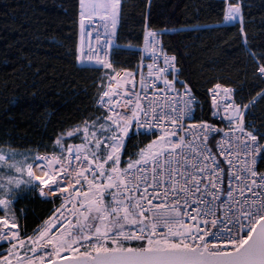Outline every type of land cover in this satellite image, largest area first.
Here are the masks:
<instances>
[{
    "label": "snow or ice",
    "instance_id": "snow-or-ice-1",
    "mask_svg": "<svg viewBox=\"0 0 264 264\" xmlns=\"http://www.w3.org/2000/svg\"><path fill=\"white\" fill-rule=\"evenodd\" d=\"M126 7L78 0L69 55L105 70L93 81L95 110L34 149L0 145V264H264V43L248 42L251 5L227 0L219 23L239 26L259 90L238 99L214 82L208 119L194 115L203 104L183 78L184 53L161 39L177 29L145 20L151 63L141 57L123 76L114 66ZM30 196L58 204L31 231L19 207Z\"/></svg>",
    "mask_w": 264,
    "mask_h": 264
},
{
    "label": "trees",
    "instance_id": "trees-1",
    "mask_svg": "<svg viewBox=\"0 0 264 264\" xmlns=\"http://www.w3.org/2000/svg\"><path fill=\"white\" fill-rule=\"evenodd\" d=\"M227 0H127L125 19L117 30L113 51L118 69L135 70L140 60L129 45L143 43L145 20L154 29H177L161 39L177 54L184 53L185 79L194 85L206 108V89L216 81L237 90L238 99L258 91L259 81L239 36L238 25L220 26ZM251 5L245 19L249 44L264 43V0ZM78 0H0V145L24 152L50 142L54 132L93 111V81L104 69L74 63L78 49ZM191 25H199L192 29ZM188 26L187 31H179ZM118 62V63H117ZM261 107H264L262 105ZM259 123L260 108H257ZM152 137L139 136L147 142ZM55 204L37 197L20 201L29 231L51 214ZM3 213H0L2 215Z\"/></svg>",
    "mask_w": 264,
    "mask_h": 264
},
{
    "label": "built area",
    "instance_id": "built-area-1",
    "mask_svg": "<svg viewBox=\"0 0 264 264\" xmlns=\"http://www.w3.org/2000/svg\"><path fill=\"white\" fill-rule=\"evenodd\" d=\"M96 27H97V28H100L101 33L103 34V32H102V28H101V22H100L99 18H97V24H96ZM89 30H91V29L89 28ZM95 35H96V33L93 32V35H92V44H93V47H96V44H95ZM114 43L117 44V41L115 40ZM144 45H145V38H143V43H142L140 46H138V48H137V51H138L139 54H140V60H139V62L141 61V57H143V58H144V62H145V64H147V63H151L150 54L145 53V52L143 51V49H144ZM114 49H115V48H114ZM114 49L112 50V52L114 51ZM112 58H113V61H114V57H113V56H112ZM139 62H138V63H139ZM85 65H89V64H85ZM90 65L97 66V65H95L94 63H93V64H90ZM145 69H146V68H145ZM160 87H162V83L160 84ZM177 87L179 88L180 86L177 85ZM137 90H139V89H137ZM199 99L201 100L200 97H199ZM218 99H219V97H218ZM201 102H202V104H203V111L201 112L200 109L197 108V110H196V112L194 113V115H198V116H200V118H203V119H208V118H210L209 108H206V106H205V104L203 103L202 100H201ZM209 102H210V97H209ZM177 106H179L178 103H177ZM211 119H212L213 122L217 123L218 127H220L221 129H224L225 131H227V127H228V126H227L226 123H220V122H219V121H220V117H215V118H211ZM195 122H196L195 120L188 121V123H195ZM152 138H154V137H152ZM217 139H220V137L218 136ZM56 206H58V204H55V205H54V207H56ZM54 207H53V208H54Z\"/></svg>",
    "mask_w": 264,
    "mask_h": 264
},
{
    "label": "rangeland",
    "instance_id": "rangeland-1",
    "mask_svg": "<svg viewBox=\"0 0 264 264\" xmlns=\"http://www.w3.org/2000/svg\"><path fill=\"white\" fill-rule=\"evenodd\" d=\"M118 44V43H117ZM91 66V65H90ZM114 66H115V63H114ZM137 66V65H136ZM96 67H99V66H96ZM123 69L124 68H121V69H119L120 71H121V75L123 76ZM105 71V70H104ZM147 71V69H145V72Z\"/></svg>",
    "mask_w": 264,
    "mask_h": 264
},
{
    "label": "crops",
    "instance_id": "crops-1",
    "mask_svg": "<svg viewBox=\"0 0 264 264\" xmlns=\"http://www.w3.org/2000/svg\"><path fill=\"white\" fill-rule=\"evenodd\" d=\"M145 31H146V29H145ZM137 48H138V46H134V48H133V49H136V50H137Z\"/></svg>",
    "mask_w": 264,
    "mask_h": 264
}]
</instances>
